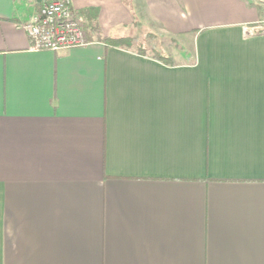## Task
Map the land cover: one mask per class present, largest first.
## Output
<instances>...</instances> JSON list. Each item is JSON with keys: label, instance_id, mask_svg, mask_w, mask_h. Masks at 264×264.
<instances>
[{"label": "crops", "instance_id": "obj_1", "mask_svg": "<svg viewBox=\"0 0 264 264\" xmlns=\"http://www.w3.org/2000/svg\"><path fill=\"white\" fill-rule=\"evenodd\" d=\"M0 0V264H264V31L246 0H71L90 43L30 49ZM191 37L167 64L98 37Z\"/></svg>", "mask_w": 264, "mask_h": 264}, {"label": "built area", "instance_id": "obj_2", "mask_svg": "<svg viewBox=\"0 0 264 264\" xmlns=\"http://www.w3.org/2000/svg\"><path fill=\"white\" fill-rule=\"evenodd\" d=\"M34 51H61L90 43L84 20L71 0H46L26 21L19 23Z\"/></svg>", "mask_w": 264, "mask_h": 264}, {"label": "rangeland", "instance_id": "obj_3", "mask_svg": "<svg viewBox=\"0 0 264 264\" xmlns=\"http://www.w3.org/2000/svg\"><path fill=\"white\" fill-rule=\"evenodd\" d=\"M248 3L258 8L261 22L258 23L257 30L264 31V0H246ZM137 36V41L134 47L137 49L144 48L145 54L154 56V54H163L172 58L173 63L181 64L192 61V43H185L182 40L191 37H176L169 38V36L154 35L156 33L155 27L148 24H141ZM85 30V27H84ZM86 32V31H85ZM87 34V32H86Z\"/></svg>", "mask_w": 264, "mask_h": 264}, {"label": "trees", "instance_id": "obj_4", "mask_svg": "<svg viewBox=\"0 0 264 264\" xmlns=\"http://www.w3.org/2000/svg\"><path fill=\"white\" fill-rule=\"evenodd\" d=\"M80 14L84 20L85 31L87 32V36L89 38L91 37L90 35H92V33L98 32V24L96 22V18L98 16V8L90 7V8L83 9L82 11H80ZM98 39L104 41L109 46L123 48V49L132 48L135 44V39L133 37H128V36L106 37V38L98 37ZM137 52L141 54H145V50L143 47L137 49ZM154 57L167 64L173 63L172 58L167 55L156 53L154 54Z\"/></svg>", "mask_w": 264, "mask_h": 264}]
</instances>
